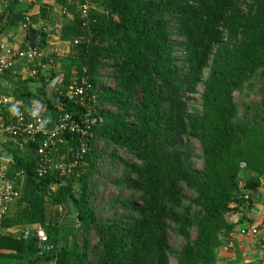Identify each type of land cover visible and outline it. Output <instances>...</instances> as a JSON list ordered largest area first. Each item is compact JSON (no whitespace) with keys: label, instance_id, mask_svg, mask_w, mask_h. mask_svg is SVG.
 Listing matches in <instances>:
<instances>
[{"label":"trees","instance_id":"trees-1","mask_svg":"<svg viewBox=\"0 0 264 264\" xmlns=\"http://www.w3.org/2000/svg\"><path fill=\"white\" fill-rule=\"evenodd\" d=\"M54 1L70 16L59 32L68 52L47 49L44 26L32 47L52 68L47 83L61 79L53 100L45 92L20 98L26 110L43 101L50 114L42 118L69 114L88 130L65 131L41 176L40 136L20 137L22 147L9 138L11 159L0 171L18 197L1 220L10 232L0 234V264H170L168 254L175 264H215L234 228L230 204L249 203L242 190L255 191L264 176V0H93L85 16L84 0ZM73 84L85 89V107ZM199 85L200 105L191 106L186 96ZM254 88L251 100L235 99ZM192 139L201 170L190 166ZM82 143L77 165L54 168L71 163ZM104 164L122 168L111 180L119 190L107 203L113 212L102 217L93 173ZM68 206L73 223H64ZM37 226L42 246L33 232L19 233ZM169 231L180 247H168Z\"/></svg>","mask_w":264,"mask_h":264},{"label":"crops","instance_id":"crops-1","mask_svg":"<svg viewBox=\"0 0 264 264\" xmlns=\"http://www.w3.org/2000/svg\"><path fill=\"white\" fill-rule=\"evenodd\" d=\"M41 3L45 4L46 15L50 16L51 20L42 17L41 12L44 8H41L36 0H0V43L12 48L32 47L40 37L38 31L44 26L49 35L47 49L65 55L68 47H65L60 40L59 32L62 24L70 16L63 17L65 13L54 0H41ZM48 10L51 11L50 14ZM17 13H21L22 18L13 22L11 16ZM25 15H29L32 26L26 28L21 26ZM31 31L35 34L32 43L30 42ZM1 54L3 51L0 49ZM12 61L11 68L0 74V91L18 101H22L20 97H24L27 91L34 94L37 99L40 98L45 92L48 84L47 77L52 68L49 65L44 66L41 61L29 63L17 57H12ZM34 69L36 74L33 75ZM39 102L34 106H39L41 111L44 110L46 114H50V111L42 105L43 101ZM9 141V138L0 135V163L10 162L9 149L13 146ZM242 191L244 194H249L250 202L238 206L235 203L230 204L235 209L227 215V219L234 224V228L229 236L223 239L215 264H264V176L260 178L255 191ZM244 227L256 228L257 233L241 235L240 229Z\"/></svg>","mask_w":264,"mask_h":264},{"label":"built area","instance_id":"built-area-1","mask_svg":"<svg viewBox=\"0 0 264 264\" xmlns=\"http://www.w3.org/2000/svg\"><path fill=\"white\" fill-rule=\"evenodd\" d=\"M71 1V0H70ZM93 0H84L81 5L82 14L85 16L88 12V9L91 7ZM22 27L32 26V21L30 20L29 15H25L24 20L21 23ZM0 49L3 51V54L0 55V74L7 71L12 66V57H17L19 59H24L29 63L35 61H41L42 50L36 47H28L26 49L12 48L8 45L0 43ZM32 74H36V70H32ZM83 83V82H81ZM83 85V84H82ZM71 95L80 96L78 100L80 104L85 107L88 95L85 98H82V94L85 93L83 87H77L76 84H73L69 87ZM32 103L31 109H27L24 106L22 101L16 100L14 97L5 94L0 91V135L7 138H16V145L22 147V143L18 140L20 137H31L35 138L40 136V146L37 148L36 153L38 155V175L41 176L47 171L46 163L50 160L49 155L53 153L58 147V143L62 142V135L65 131L68 132H78L80 135H85L86 130H88V125L86 122L83 127L80 126L77 122L70 121L71 116L69 114L59 115L57 119L52 120L51 118H42L40 116V107L34 106ZM15 107L17 109V114L13 115L10 111ZM38 111V116L33 117L31 111ZM43 123V127L40 125ZM86 147L82 143L80 151L74 153L73 160L69 164L63 162L55 163L54 168L64 172L65 167L77 165L78 159L82 157V153L85 151ZM63 159V157H62ZM245 167V164L242 162L240 168ZM18 197V191L14 189V182L7 178L3 172L0 171V234L8 233V229L1 225L2 218L6 215L9 206L11 203ZM249 194H244V198H248ZM37 238L38 246H42L46 241L47 237L44 230L37 226L33 229L31 228H21L19 233L23 238H27L30 233ZM257 229L253 227H244L240 229V234H256Z\"/></svg>","mask_w":264,"mask_h":264},{"label":"rangeland","instance_id":"rangeland-1","mask_svg":"<svg viewBox=\"0 0 264 264\" xmlns=\"http://www.w3.org/2000/svg\"><path fill=\"white\" fill-rule=\"evenodd\" d=\"M254 91H250L249 94H246V92H240V93H234L235 99L238 101H249L252 98H254ZM202 92V87L199 85L196 89V93L193 94L191 97L190 96H186L188 98H191V102L189 103V105H195V106H199L200 105V94ZM190 144H189V149L191 152V158L189 160L190 162V166L191 168L197 169V170H201L203 168V160L201 158V154H202V149L201 146L199 144V142L195 139L190 140ZM185 141L182 140V144H184ZM119 154L122 157H129L131 160H135L130 154H126L123 150L120 149ZM107 166V165H103V166H99V170H100V174H98V172H94L93 173V177H95L94 179L97 180V193L95 196V204L94 207L96 209H98L99 207H102V210L104 211V213H101L100 216L103 217V215H109L113 212V209L107 207L108 206V201L113 198L116 197L119 194V190L117 188V186L113 185L111 180L115 179L116 176L120 175V169L122 168L120 165H115L114 167ZM183 191L187 194H191L192 192L190 191V189H187L186 187L183 186ZM122 196L133 200L136 198L137 194L133 193L132 191L129 190H123L121 193ZM134 201V200H133ZM65 213L63 214L64 217V223H73L75 220V211L73 209V207L68 206V208H64ZM192 234L193 236L195 235V229H192ZM93 239V237H92ZM182 243V240L180 238H177L173 232L169 231V238H168V247L170 249H174V248H178L180 247ZM168 258H169V262L170 264H175V260L173 259V257L168 254Z\"/></svg>","mask_w":264,"mask_h":264},{"label":"water","instance_id":"water-1","mask_svg":"<svg viewBox=\"0 0 264 264\" xmlns=\"http://www.w3.org/2000/svg\"><path fill=\"white\" fill-rule=\"evenodd\" d=\"M34 36H35L34 32L31 31V35H30V42L31 43L33 42ZM60 79H61V75H58L57 77H55L52 81H50L47 84L46 89H45L47 98H49V99L53 98V92H54L55 86L60 81Z\"/></svg>","mask_w":264,"mask_h":264},{"label":"clouds","instance_id":"clouds-1","mask_svg":"<svg viewBox=\"0 0 264 264\" xmlns=\"http://www.w3.org/2000/svg\"><path fill=\"white\" fill-rule=\"evenodd\" d=\"M10 111L13 113V115H16L17 114V109L15 107H13L12 109H10ZM31 115L33 117L38 116V111H36V110L31 111ZM40 127L41 128L43 127V123L40 125Z\"/></svg>","mask_w":264,"mask_h":264}]
</instances>
